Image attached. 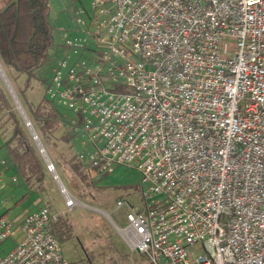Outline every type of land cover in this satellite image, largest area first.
I'll return each instance as SVG.
<instances>
[{
  "label": "built area",
  "instance_id": "built-area-1",
  "mask_svg": "<svg viewBox=\"0 0 264 264\" xmlns=\"http://www.w3.org/2000/svg\"><path fill=\"white\" fill-rule=\"evenodd\" d=\"M75 23L48 99L77 116L86 172L140 175L122 238L149 264H264V0H92ZM56 221L0 215V243L22 232L0 264H69Z\"/></svg>",
  "mask_w": 264,
  "mask_h": 264
},
{
  "label": "rangeland",
  "instance_id": "rangeland-1",
  "mask_svg": "<svg viewBox=\"0 0 264 264\" xmlns=\"http://www.w3.org/2000/svg\"><path fill=\"white\" fill-rule=\"evenodd\" d=\"M91 2L92 0H50L53 46L48 52L46 64L39 70V73L43 72L48 76L39 75L27 85L24 75L9 73L0 63V81L11 106L0 111V202L9 200L4 195L6 177L2 168L13 163L9 149H19L18 138L13 137L15 123L12 113L20 120L27 141L41 159L46 173L41 183L31 186L30 197L22 203L21 197H16L15 204L13 200L11 206L3 204L0 215L9 221H18L26 210L48 206L57 214V221L53 225L54 234L61 245L62 255L69 264H149L146 257L134 250L120 234V230L127 225L126 215L130 209L142 211L144 207V187L138 172L128 166L114 165L116 180L108 182L102 179L106 175L101 177L89 174L83 166L76 170L74 165L78 164V154L84 148L77 116L61 109L62 123L46 134L33 118L36 109L41 106L45 108L43 102L48 99L47 88L54 70L68 53L74 54V50L65 45V38L66 35H81L75 23L77 12L83 7L90 10ZM83 51L89 54L88 48H83ZM79 57L88 58V55ZM74 60L75 57L72 61ZM48 160L54 164L61 183L73 195L74 205H67L61 184L55 179V174L46 168ZM20 181H13V184L20 186ZM36 200L38 204L34 205ZM118 201H123L124 205L118 207ZM16 228L14 236L0 243V258L10 253L21 239L19 224Z\"/></svg>",
  "mask_w": 264,
  "mask_h": 264
},
{
  "label": "trees",
  "instance_id": "trees-1",
  "mask_svg": "<svg viewBox=\"0 0 264 264\" xmlns=\"http://www.w3.org/2000/svg\"><path fill=\"white\" fill-rule=\"evenodd\" d=\"M49 12L50 0H0V63L7 72L24 75L27 85L39 75L48 76L39 73V70L46 64L48 52L53 46ZM43 104L45 108L36 109L33 118L46 134L62 123V110L48 99ZM4 107L11 108L0 81V111ZM11 116L15 123L13 137L19 142V149H9L13 164L22 181L32 186L39 184L46 175L43 163L27 141L17 115L12 113ZM77 163L74 167L79 170L82 165L80 161Z\"/></svg>",
  "mask_w": 264,
  "mask_h": 264
},
{
  "label": "crops",
  "instance_id": "crops-1",
  "mask_svg": "<svg viewBox=\"0 0 264 264\" xmlns=\"http://www.w3.org/2000/svg\"><path fill=\"white\" fill-rule=\"evenodd\" d=\"M77 35V34H76ZM76 35H73V36H76ZM5 164H6V161H4ZM9 164V163H8ZM9 166V167H8ZM7 167L5 166V168H2L3 172H4V177H6V184L4 186V190H5V197L9 200H5L6 202H4V204L6 203L7 204H10L9 206H11V203L13 202L14 200V204L16 202V197H21V201L20 203L24 202L28 197H30L31 193H30V188L32 185H28L26 184L24 181H22V178L20 176H18L17 174V167L11 163V165H8ZM84 168V167H83ZM85 169V168H84ZM86 170V169H85ZM116 172L113 171L112 173L110 174H107L106 177H102L103 180H107L108 182H112L114 180H116V176H114ZM139 178V177H138ZM14 179H16V181H19L21 180L20 182V186H17L16 184H13L14 182ZM101 179V180H102ZM33 187V186H32ZM73 196V195H72ZM38 200H36L33 204L36 205L38 204L37 203ZM1 203V202H0ZM1 205H0V209H1ZM42 206H39L38 208H34L32 210H26V212L23 214H28V213H32V212H35L37 211L39 208H41ZM53 212V211H52ZM54 215L57 216L56 213L53 212ZM22 215V216H23Z\"/></svg>",
  "mask_w": 264,
  "mask_h": 264
},
{
  "label": "bare ground",
  "instance_id": "bare-ground-1",
  "mask_svg": "<svg viewBox=\"0 0 264 264\" xmlns=\"http://www.w3.org/2000/svg\"><path fill=\"white\" fill-rule=\"evenodd\" d=\"M61 190L66 195V197H69V199L72 200L70 197V194L68 193V191L66 190V187L64 185H62Z\"/></svg>",
  "mask_w": 264,
  "mask_h": 264
},
{
  "label": "water",
  "instance_id": "water-1",
  "mask_svg": "<svg viewBox=\"0 0 264 264\" xmlns=\"http://www.w3.org/2000/svg\"><path fill=\"white\" fill-rule=\"evenodd\" d=\"M29 126H30V124H28ZM32 133H33V135H35V133H34V131L32 130ZM35 139H37L36 137H35ZM40 145V144H39ZM41 151L42 152H44V149L43 148H41ZM60 183V182H59Z\"/></svg>",
  "mask_w": 264,
  "mask_h": 264
}]
</instances>
